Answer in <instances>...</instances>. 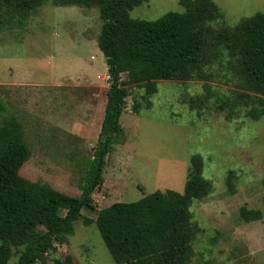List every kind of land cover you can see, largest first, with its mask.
I'll return each mask as SVG.
<instances>
[{
	"label": "rangeland",
	"instance_id": "374dc122",
	"mask_svg": "<svg viewBox=\"0 0 264 264\" xmlns=\"http://www.w3.org/2000/svg\"><path fill=\"white\" fill-rule=\"evenodd\" d=\"M213 1L230 26L264 12V0ZM184 10L181 0H148L129 15L154 20L168 11ZM101 23L97 2L91 0L85 5L45 3L23 26L0 27V97L7 114L21 123L31 153L19 171L71 196L80 193L109 86L97 44ZM204 83L158 80L149 108L143 89L130 87L120 117L121 139L107 154L102 185L93 193L95 209L83 210L82 216L94 219L101 208L137 200L157 189L182 192L190 157L200 154L202 176L212 190L190 207L198 227L192 260L264 264V215L253 222L238 217L241 206L259 208L264 214V116L251 120L240 113L227 120L214 106L216 97L198 115L186 101L203 94ZM208 83L215 95L229 87L224 82ZM7 140L0 128V148ZM229 171H234L231 190L226 183ZM56 255H71L73 264H115L96 225H85L83 219L74 223L67 243L57 245Z\"/></svg>",
	"mask_w": 264,
	"mask_h": 264
},
{
	"label": "trees",
	"instance_id": "16d2710c",
	"mask_svg": "<svg viewBox=\"0 0 264 264\" xmlns=\"http://www.w3.org/2000/svg\"><path fill=\"white\" fill-rule=\"evenodd\" d=\"M89 1L0 0V27L23 26L45 3L69 6ZM146 1L96 0L102 21L97 44L107 65L109 86L78 196L22 176L19 170L30 157V149L21 123L7 114L0 97V128L8 137L0 148V264H73L71 255L59 257L56 250L57 245L67 243L74 223L81 219L85 225H96L115 264H213L192 260L198 227L190 207L212 190L202 176L200 154L190 157L182 192L157 189L137 200L101 208L94 219L82 216L83 210L95 209L93 193L102 185L107 154L121 139L120 117L131 86L143 89L145 108H149L158 80H198L205 82L204 93L185 100L198 115L216 97L214 106L227 120L240 113L251 120L264 116V12L230 26L213 0H181L183 12L168 11L154 20L129 15ZM210 81L229 87L215 95ZM133 107L138 111L136 102ZM233 175L229 171L226 176L230 190ZM261 183L264 187V178ZM263 215L259 208L241 206L238 211L244 222Z\"/></svg>",
	"mask_w": 264,
	"mask_h": 264
}]
</instances>
